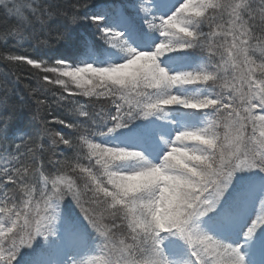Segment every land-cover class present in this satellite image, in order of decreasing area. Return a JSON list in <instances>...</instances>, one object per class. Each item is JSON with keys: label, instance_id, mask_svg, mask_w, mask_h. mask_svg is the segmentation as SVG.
<instances>
[{"label": "snow or ice", "instance_id": "6c2138e0", "mask_svg": "<svg viewBox=\"0 0 264 264\" xmlns=\"http://www.w3.org/2000/svg\"><path fill=\"white\" fill-rule=\"evenodd\" d=\"M89 6L69 0H0V63L27 70L35 80V87L23 86L38 112L47 106L37 97L54 85L70 96L108 97L115 109L107 114L90 112L62 94L60 100L73 105V123L67 125L73 129L71 139L50 131L47 120L41 121L43 127L31 140L18 137L21 143H15L9 160L12 167L0 169V187L8 189L5 199L22 193L20 204L0 207L7 219V226L0 219V264H17L23 249L50 236L58 237L51 255L32 264H97L89 250V228L103 238L98 249L106 255L103 264H232L233 259L244 264L242 245L210 234L223 236L243 224L247 228L243 235L250 241L264 229V115L258 114L264 112V63L256 64L252 58L251 40L237 28L236 9L217 7L214 0H124L95 13L86 11ZM158 8L164 14H157ZM136 17L146 29L134 26ZM108 18L120 27L108 26ZM83 20L92 21L99 39L123 55H109L108 66H103L95 40L87 38L80 41L83 57L71 63L60 57L30 58L27 52L8 47L11 40L19 45L30 39L52 47L39 37L53 32L57 44L66 42L68 31L61 25ZM217 36L225 43H215ZM197 50L208 53V60L176 72L161 66L159 58L166 53ZM217 55L220 60H213ZM169 59L187 62L189 57ZM229 68L239 75L229 79ZM12 75L16 76L12 87L7 77L0 86V108L14 114L18 106L9 101L22 80ZM71 85L79 91L72 92ZM177 87L195 95L175 92ZM217 87L219 92L214 91ZM171 106L187 110L189 117L202 114L203 126L174 129V140L161 134L163 147L150 133L119 142L107 138ZM12 118L9 115L0 124V139ZM60 145L74 155L60 153L64 158L57 159ZM85 147V158L94 160L88 166L79 162ZM147 150L157 158L163 153L162 160L153 162ZM133 160L140 166H128ZM72 204L82 221L73 217ZM254 204L261 214L249 220ZM121 229L127 235L117 240ZM177 241L187 246V260L170 259V248L179 255ZM66 250L82 255L64 260Z\"/></svg>", "mask_w": 264, "mask_h": 264}, {"label": "trees", "instance_id": "16d2710c", "mask_svg": "<svg viewBox=\"0 0 264 264\" xmlns=\"http://www.w3.org/2000/svg\"><path fill=\"white\" fill-rule=\"evenodd\" d=\"M63 2V0H61ZM70 3H78V4H89V9L86 10L88 12H99L100 10L109 7L116 3H122L124 0H69ZM84 9H81L83 11ZM225 19L227 17L225 16ZM107 25L114 28H119V22L113 20L112 18H108L106 21ZM134 26L135 27H145L143 25V21L136 17L134 20ZM67 28L68 31V40L66 42H62L60 44L56 43V33L53 32L51 36H49L47 33L40 34V40H47L49 45H52V47L45 46L43 44L37 43L36 40L30 39L27 41L21 42L19 45L17 44L16 40L9 41L8 47L13 52L17 53H23L27 52L29 57L34 56H40L43 57L45 60L54 59L56 57L64 58L66 59L68 63L71 62H77L79 61L83 55H84V49L81 46V38H87L90 40H95L97 47L101 51V55L98 57V59L106 60L107 56L112 53L115 54L116 52L123 53L120 49H113L110 45H107L104 41L99 39V34L97 32V29L95 28L94 24L90 20H83L80 21L76 25H61V29ZM226 27V25H225ZM205 31H207V27L205 26ZM2 35V33H0ZM155 36L159 33H155ZM260 33L257 31L255 32L254 36L258 37ZM230 39V38H229ZM215 43H225L224 38L217 36L214 38ZM254 47L253 51L251 53L252 58L256 61V64L264 63V56L261 55V52L255 47L259 41L257 39H253L250 42ZM189 57V60L186 63L194 64V67L197 66L202 60H208V53H200L197 51H189V52H177V53H166L163 57H160V61L162 65H165L170 61L169 57ZM213 60L219 61L220 57L219 55L213 57ZM30 67V66H29ZM246 65L244 68L246 69ZM4 71H8L9 75L7 76L8 86L12 87L13 83H15L16 76L12 75V73H16V75H19L21 77L22 83L19 85L18 88L14 89V93L10 98L9 103L17 105V110L13 114L10 109L6 110L4 108H0V124L5 122V118L9 115H12V120L7 121L8 127L5 130L4 133V139H0V169L3 167H12V163H9L10 156L12 154H15V143H21V140L18 139V137L23 136L25 139L31 140L32 138L36 137L39 134V130L43 127L41 124V121L47 120L48 124L47 127L52 132H60L62 135H65L66 138H72L73 136V129L68 128L67 125L70 123H73V105L70 103V100L78 101V104L75 105V107H79V105H84L86 109L90 112H102L104 114H107L109 112H114V105L111 104L110 98L108 97H100L97 98L95 96L88 97V96H70V93H64L62 90L61 85H54L50 86L47 93L45 95H40L37 98L44 100L47 107L40 108L38 112V106L36 105L35 99H33L32 94H30L25 88L24 84H30L32 87H35V80L30 78L29 73L27 70L25 71H19L17 69H11L9 70L4 63H0V86L3 85L5 81V77L2 75ZM229 79L233 75H239V73L232 68H229ZM257 76H259V72H257ZM233 83H237V81H232ZM72 92L79 91L78 89H72ZM175 92H184L187 94H194V92L180 89L177 87L174 89ZM214 91L219 92L220 88L217 87L214 89ZM64 96H70V100H60L61 95ZM23 97V99H21ZM59 101V103H57ZM174 107H168L165 109L164 112L158 113L157 115L150 116L147 119H137L135 120L128 128L120 129L118 132L114 135H110L107 137L109 140H113L115 142H119L123 137L129 136V135H145L150 133L151 139L153 141H158L160 139V135L163 134V132L167 129V126L169 127L171 121H172V115L173 113L171 110ZM183 109V108H182ZM205 111H211L205 110ZM187 110L183 109L184 115H186ZM260 115H264V112H258ZM187 116V115H186ZM192 118L200 123L202 119H204L203 115L197 117H189ZM83 119V118H80ZM59 120H63L64 123L60 124L58 123ZM165 124L167 126H165ZM136 129H139L141 131H136ZM137 132V133H136ZM140 133V134H139ZM45 139L48 140V143L50 144V138L45 137ZM95 142H100V138H96ZM47 146V145H46ZM111 146V145H108ZM136 150H141V148H137ZM57 159H63L64 157L62 155H59L60 153H64V155L67 156H73L74 153L71 151L65 152V146L60 145L57 148ZM87 153V148H83V150L80 152V158L79 162L85 166H88L90 163H94L93 161H89L85 158V154ZM14 163V162H13ZM29 164H31V161H28ZM128 166H132V164H135L134 166H138L137 162L135 161H129L127 162ZM99 166H97L98 168ZM47 174V172H46ZM238 175H244L248 176L249 174H238ZM2 178V177H0ZM256 179H259L257 176ZM12 186L9 185L8 188H11ZM8 189L4 187H0V207H4L5 204H7L8 207H11L14 203L20 204V197L22 196V193H19L18 191L15 193H10L11 198L5 199L3 193L7 191ZM70 200V198H69ZM68 202H66L67 204ZM72 207V215L77 220H81V214L79 213V209L75 207L74 204L71 205ZM252 208L255 209V212H259L260 206L259 205H252ZM0 219L5 220L6 226H7V219L4 217V214L0 213ZM109 222V221H106ZM241 233V239H243V242L245 241L244 238H246L243 233ZM89 233V250L93 253V256L96 258L97 264H103L104 260L106 259V255L103 252H99L98 249L102 246H100V242L103 241V238L99 236L98 233H96L92 229H88ZM59 236H62L63 233H59ZM127 235V232L125 229H121L116 233V239L119 240L123 238V236ZM217 238H222L221 236L217 235ZM225 242L227 240L225 237L222 238ZM247 239V238H246ZM251 241V240H250ZM253 242L256 243H262L264 241V229H261L258 231V233L255 235V237L252 239ZM58 242L57 236H50L48 240L46 241L43 237L38 238L37 242L34 243L32 248H25L22 250L21 256L18 258L17 264H32V262L40 257L50 256L54 246ZM173 241L170 239L169 244H171ZM128 243H131V239H128ZM179 245V255L173 254L171 251V248L169 249L170 259L176 258V259H183L187 260L189 258V251L187 249V246L183 244L182 241H177ZM182 251V252H181ZM69 251L66 250L65 255L63 257L64 260H69L70 255H82V253H72L69 254Z\"/></svg>", "mask_w": 264, "mask_h": 264}, {"label": "rangeland", "instance_id": "374dc122", "mask_svg": "<svg viewBox=\"0 0 264 264\" xmlns=\"http://www.w3.org/2000/svg\"><path fill=\"white\" fill-rule=\"evenodd\" d=\"M156 11H157V14H164L165 10L158 8ZM156 37H159V36L156 35ZM109 55H111V54H109ZM119 55H123V53H120V52H116L115 54L112 53L113 58L115 56H119ZM107 60H108V56H107L103 66H108ZM113 62H114V60H113ZM161 66L166 67V68H171L173 72H176V71H179V70L186 68V67H194V64H190V63L188 64L184 61H172V60H170V61H168L167 64H165V65L161 64ZM65 79L67 80V78H65ZM71 88L76 89L75 85H71ZM180 93L187 94L184 92H180ZM187 95H195V93L194 94H187ZM172 107H174L171 110V112L173 113L172 118H171L172 121H171L169 127L165 124V126H167V129L163 132V135H165L166 138L174 140L175 139V133L173 130L177 129V128H181L185 125L203 126L202 123H199L198 121H196L192 118H188L186 115L182 114L183 109L180 106H172ZM173 122H175V123H173ZM136 131H141V130L136 129ZM158 142H160L161 146L163 147L162 141H160V139L158 140ZM141 150H143V149H141ZM146 155H148V157L150 159H153V162L159 163L162 160L163 153L157 158V157H155L154 153L151 150H147ZM134 165L135 164H132V166H134ZM254 214H255V209L252 208V206H251L249 211H248V217L247 218L249 220L250 219L255 220L256 216L261 214V210H259V212H256L255 215ZM246 229L247 228L244 227L242 224L235 231L230 232V233L223 235V236L218 234V233H212V232H210V234L219 235L222 238L225 237V239L227 240L226 243H232L234 246H241L242 245L243 246L242 254L245 255L247 257V259H249L252 262V264H264V241L262 243L261 242L256 243V242H253L252 240L247 241V239L244 238L245 241L243 242V239H241V233L243 231H245ZM100 246H103V241L100 242ZM67 251H69L68 252L69 254L74 253L71 250H67ZM70 257H71V255H70ZM173 259L175 260L176 258H173Z\"/></svg>", "mask_w": 264, "mask_h": 264}, {"label": "clouds", "instance_id": "9594fccd", "mask_svg": "<svg viewBox=\"0 0 264 264\" xmlns=\"http://www.w3.org/2000/svg\"><path fill=\"white\" fill-rule=\"evenodd\" d=\"M217 7L223 8L225 6L236 9L238 15L237 28L240 31H244L248 34L250 40L254 38L259 41L255 46L261 54H264V0H214ZM259 32L260 35L255 37V32ZM250 47H254L250 44ZM5 66L11 70L12 66L5 64ZM247 70V67L246 69ZM4 77L8 76V71L2 73ZM264 79V77H262ZM137 162L140 166V162ZM243 257L244 264H252V262L247 259V257L241 254ZM232 264H238V262L233 259Z\"/></svg>", "mask_w": 264, "mask_h": 264}]
</instances>
